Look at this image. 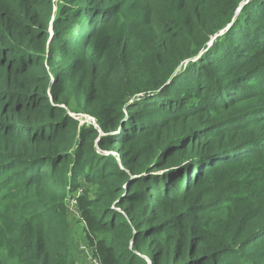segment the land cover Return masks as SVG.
<instances>
[{
    "label": "trees",
    "instance_id": "16d2710c",
    "mask_svg": "<svg viewBox=\"0 0 264 264\" xmlns=\"http://www.w3.org/2000/svg\"><path fill=\"white\" fill-rule=\"evenodd\" d=\"M245 3L0 0V264H264Z\"/></svg>",
    "mask_w": 264,
    "mask_h": 264
},
{
    "label": "rangeland",
    "instance_id": "374dc122",
    "mask_svg": "<svg viewBox=\"0 0 264 264\" xmlns=\"http://www.w3.org/2000/svg\"><path fill=\"white\" fill-rule=\"evenodd\" d=\"M182 70H184V68ZM2 207H5V206H2ZM70 208H71L72 214L77 213V210H76L77 208L75 206V203L72 202V204L70 205ZM77 256L78 257H77L75 264H92L93 263L91 260V251L89 250L87 246L82 247V250L78 253Z\"/></svg>",
    "mask_w": 264,
    "mask_h": 264
},
{
    "label": "built area",
    "instance_id": "2783aa9c",
    "mask_svg": "<svg viewBox=\"0 0 264 264\" xmlns=\"http://www.w3.org/2000/svg\"><path fill=\"white\" fill-rule=\"evenodd\" d=\"M94 123V121L90 118V117H85V119L82 120V123ZM82 247H84V245H81L80 248L82 249ZM91 260H92V264H100L91 254Z\"/></svg>",
    "mask_w": 264,
    "mask_h": 264
},
{
    "label": "clouds",
    "instance_id": "9594fccd",
    "mask_svg": "<svg viewBox=\"0 0 264 264\" xmlns=\"http://www.w3.org/2000/svg\"><path fill=\"white\" fill-rule=\"evenodd\" d=\"M249 1H250V0H246V3L249 2ZM246 3H245V4H246Z\"/></svg>",
    "mask_w": 264,
    "mask_h": 264
},
{
    "label": "water",
    "instance_id": "95a60500",
    "mask_svg": "<svg viewBox=\"0 0 264 264\" xmlns=\"http://www.w3.org/2000/svg\"><path fill=\"white\" fill-rule=\"evenodd\" d=\"M140 98L142 97V95L139 96Z\"/></svg>",
    "mask_w": 264,
    "mask_h": 264
}]
</instances>
